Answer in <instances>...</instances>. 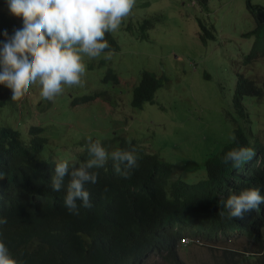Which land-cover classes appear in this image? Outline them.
Returning a JSON list of instances; mask_svg holds the SVG:
<instances>
[{
  "label": "rangeland",
  "instance_id": "obj_1",
  "mask_svg": "<svg viewBox=\"0 0 264 264\" xmlns=\"http://www.w3.org/2000/svg\"><path fill=\"white\" fill-rule=\"evenodd\" d=\"M249 1L264 7V0ZM152 12L160 14L151 16L152 26L138 38L134 19ZM197 18L213 25V35L204 42L198 37ZM254 24L245 0H206V8L199 7L198 0H136L131 13L112 32L117 49L104 50L96 58L81 54L85 72L79 85H62V92L49 103L40 95L42 86L32 84L15 100L20 111L14 115L2 111L1 120L23 130L26 123H39L40 133L46 137L41 155L48 152L55 161L76 159L82 148L79 140L87 137L105 138L107 151L118 138H124L133 139L138 149L169 161L177 174L196 175L197 169L203 170L208 154L230 135L226 110L235 72L253 78L264 76V56L250 61L244 58L253 37L242 36V32ZM109 52L112 58L106 61L103 56ZM107 68L118 75V82L106 76ZM141 69L160 76L161 84L154 90L152 102L133 107L129 104L131 88ZM255 84L264 91L259 82ZM83 94L94 96L85 102H72ZM247 97L245 107L252 109L250 117H255L264 132V92L247 95L243 101ZM253 135H257L255 130L250 133ZM236 244H242V238ZM174 248L187 264L210 263L211 248L207 246L194 243L183 250L182 244H175ZM138 264L166 262L156 250H150Z\"/></svg>",
  "mask_w": 264,
  "mask_h": 264
},
{
  "label": "trees",
  "instance_id": "obj_2",
  "mask_svg": "<svg viewBox=\"0 0 264 264\" xmlns=\"http://www.w3.org/2000/svg\"><path fill=\"white\" fill-rule=\"evenodd\" d=\"M1 2V0H0ZM199 2V0H198ZM252 14H263L264 8L245 0ZM200 7L206 8V0H200ZM152 14H154L152 12ZM152 21L142 18L139 28L143 31L138 37L145 36L144 30ZM198 37L204 42L213 35V25L197 18ZM21 28L16 17L0 9V32ZM254 36V41L245 55L250 61L264 55V20L257 21L256 26L244 31L243 36ZM261 41H258L259 37ZM105 41L110 49H116L115 40L109 32ZM106 76L115 82L118 75L106 69ZM161 84L160 76L147 69L140 70V77L131 88L130 104L140 106L144 101H151L154 90ZM264 88V77L260 83ZM264 91L255 84L253 77L235 72V81L230 95L229 110L230 135L236 141L224 139L219 148L212 153L217 155L204 162L214 164L209 169V177L202 184L211 191L226 189L228 176L233 166L225 164L222 158L226 152L238 147L250 145V111L245 107L247 95L260 96ZM94 94L74 97L72 102H85ZM14 100L8 96L0 84V114L8 111L14 115ZM152 102V101H151ZM42 126L32 123L22 132L10 123H4L0 117V218L7 223L0 225V241L4 242L13 259L20 264H132L147 249V231L156 213L165 204L166 196L161 188L166 165L153 153H146L134 145V140L120 138L116 149L135 148L138 168L132 170L128 179L115 174L112 163L99 172V182L85 185L91 194L92 208H80V215H71L63 206L65 189L55 192L51 188V176L55 164L49 157L40 155L46 137L40 132ZM86 146L80 151V160L87 157ZM52 162V163H51ZM243 171L251 177L252 184H264L262 164L252 165L251 160L242 163ZM68 177L65 178L67 182ZM241 181L246 186L244 179ZM201 197L175 201L179 211V220L190 222L197 220L200 224L214 222L211 209L199 207ZM80 203L79 201L77 202ZM243 243L237 241L208 246L209 264H264V220L258 229L249 228ZM186 249V248H185ZM166 264H187L177 252L169 249L161 254ZM202 264V263H201Z\"/></svg>",
  "mask_w": 264,
  "mask_h": 264
},
{
  "label": "clouds",
  "instance_id": "obj_3",
  "mask_svg": "<svg viewBox=\"0 0 264 264\" xmlns=\"http://www.w3.org/2000/svg\"><path fill=\"white\" fill-rule=\"evenodd\" d=\"M135 3L136 0H1L0 9L16 17L17 24L21 26L11 30V35L6 29L0 32V84L14 100L12 110L20 111L15 107V100H19L29 90L30 85L37 82L42 86L40 95L49 103L62 92V85H79L85 72L81 54L96 58L104 50H115L110 49V44L105 41V33L109 32L118 45L112 32H115L122 19L131 13ZM157 14L160 13L134 19L132 25L137 30V37L138 33L143 31L139 28L142 18L151 20L153 24L154 18L151 16ZM253 16L254 26L257 21L264 20V12L261 15L254 13ZM149 27L144 30L145 34ZM248 36H252L254 41L252 34ZM111 58L110 52L103 56L106 61ZM262 76L263 74L255 76L254 80L260 84L262 79H257ZM248 121L254 124L251 126L250 123V128L246 131L250 135L255 130L257 135L250 136L252 142L247 147L234 148L223 156L222 162L231 163L233 168L228 176L227 187L222 191H211L202 184V181L209 177V169L214 166L210 160L203 162V170L199 168L196 175L191 176L180 172L177 174L172 170L169 161L155 152L144 151L156 154L159 162L166 165L162 177L164 182L160 184L166 199L147 231V249H144L142 256L150 250H156L159 254L169 249L175 250V244H182V249L185 250L188 245L194 243L208 247L230 243L240 238L243 241L249 228H259L260 222L264 220V184H252L251 177L243 171L242 163L251 160L253 166L262 164L264 170V132L261 130L262 126L256 124L255 117L252 119L249 115ZM27 126L24 130L20 129L23 128L20 125L16 127L24 132ZM104 139L87 137L79 140L81 150L86 146L87 152V157L82 161L79 156L81 150L76 159L59 161L55 158L58 162L51 158L48 152L43 155L40 152L42 157L51 156L48 159L55 164L51 188L55 192L65 189L62 203L71 215L79 216L81 207L92 208L91 194L85 185L99 182L97 169L104 168L111 161L115 174L128 179L132 170L139 166L135 148L114 150V145L107 151L103 147L106 145L103 143ZM229 139L236 141L235 134L232 133ZM215 156L217 155L211 152L207 157L211 159ZM184 197L188 200L201 197L199 207L211 209L214 222L200 224L197 220L189 223L179 220L175 201ZM6 223V218H0V225ZM140 259H134L131 263L138 264ZM0 264H20L11 257L9 249L2 241Z\"/></svg>",
  "mask_w": 264,
  "mask_h": 264
}]
</instances>
